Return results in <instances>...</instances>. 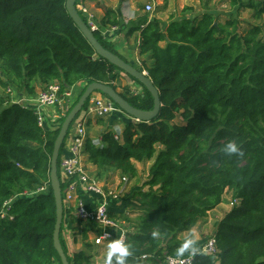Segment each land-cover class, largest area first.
Listing matches in <instances>:
<instances>
[{"label":"trees","instance_id":"1","mask_svg":"<svg viewBox=\"0 0 264 264\" xmlns=\"http://www.w3.org/2000/svg\"><path fill=\"white\" fill-rule=\"evenodd\" d=\"M225 1L235 17L224 22L209 11L193 19L169 17L164 28L148 13L138 18L127 34L139 32L138 55L151 60L144 68L159 92V114L150 122H127L118 140L107 129L99 144L90 137L85 142L86 161L100 178L116 171L135 179V163L151 162L147 191H133L126 203L135 219L112 214L127 228V264H164L183 244L179 234L222 204L226 191L240 204L216 225L218 253L213 258L198 254L193 264H264V31L262 24L252 23L242 31L238 17L249 11L261 21L264 0ZM65 3L0 0V87H11L19 97L35 95L33 82L43 88L56 82L62 91L96 82L114 89L132 107L151 110L153 99L141 84L130 77L142 87L133 94L120 87V70L94 59L95 51ZM98 24L117 26L120 17L107 8ZM93 34L123 59L100 31ZM78 98L65 113L57 107L54 130L39 127L34 112L11 97L0 99V210L16 197L8 216L0 219V264H61L53 247L56 208L49 184L44 193H24L49 183L54 141ZM96 118L103 123L104 117ZM229 141L243 154H226ZM60 187L63 191L64 184ZM69 220L73 241L79 237L82 249L67 252L61 225L68 263L94 264L88 253L91 227L71 214Z\"/></svg>","mask_w":264,"mask_h":264},{"label":"built area","instance_id":"2","mask_svg":"<svg viewBox=\"0 0 264 264\" xmlns=\"http://www.w3.org/2000/svg\"><path fill=\"white\" fill-rule=\"evenodd\" d=\"M76 9L86 19V24L92 32L100 31L99 24L82 0L76 1ZM144 12L149 15L152 14L154 12L153 6L150 4L145 5ZM6 93L14 96L12 99L14 103L22 104L31 109L37 118L38 126L43 129L48 127L46 120L48 117L44 114L45 109H52V111L54 109L55 112L53 111L49 119L51 122L55 121L60 117L56 110L57 107H60L65 113L79 97L78 95L74 97L72 88L62 91L60 85L56 82L46 85L29 101L15 96V92L11 87L6 89ZM87 103L85 116L75 123H71L73 128L70 130L69 127L63 141L58 158V169L61 173L59 182L64 184L61 195L65 217L66 215L69 217V214H71L82 224H89L91 228L88 231V237L91 235L89 241L93 247L107 249V244L113 239H121L124 243L126 241L127 230L122 227L125 223L112 214L124 213L122 209H117L116 205L123 204V198H126L127 201L130 199L129 195H125V193L131 179L120 174L113 175L112 178L110 177L111 179L108 177L100 178L96 175L94 167L87 163L84 150L85 142L89 137L87 132L88 117H106L113 112L120 111L111 100L98 93L92 94ZM119 135L114 133V138L118 140ZM93 142L99 144L100 141L97 139ZM48 184H41L33 192H25L24 195L34 196L44 193ZM15 198L3 204L0 210V219L8 216V210ZM217 253L216 240L211 236L207 239L199 254L213 258ZM141 259L144 260L145 257L143 256ZM194 259V255L176 253L168 256L164 264H193Z\"/></svg>","mask_w":264,"mask_h":264},{"label":"rangeland","instance_id":"3","mask_svg":"<svg viewBox=\"0 0 264 264\" xmlns=\"http://www.w3.org/2000/svg\"><path fill=\"white\" fill-rule=\"evenodd\" d=\"M179 1L180 0H163L161 2V0H143L144 4L146 2H147V4H150V5H152L153 2L157 4V7H155V8L152 5L154 8V12L152 14H150L149 17L154 18V16L158 14V17L159 18L161 17L162 22H164V23L169 21V17H173L176 20H180L183 17L190 16V14L192 15L193 11H195V12H193L194 13L193 15H196L198 17L201 15L200 14L201 12L212 11L217 16V18L219 19L220 22H224L225 19H227L229 17H235V12H230L229 8L227 6H224V3L220 0H203V1L196 0L199 3H197L195 0H194V3L188 2V4L191 3L192 5H194L195 8L192 6H185L187 9H189L186 12H183L182 10H180ZM163 12H164V14L162 15ZM238 17L242 21V23H241V30L242 31L248 27L249 23L262 24L263 25L262 28L264 31V17L262 18L261 21H254L251 18V12H249V11L238 12ZM262 37L264 38V34ZM146 62L148 65L151 64V60L149 59L148 56H146ZM133 65L136 69L141 70L138 64H133ZM122 73L123 72H118V75L123 76L125 79H129V81H133L132 82L133 85L127 86L124 84V86H121L122 80H123L122 79L121 81H119L121 84V85L119 84L120 87H128L131 90L132 86L137 85L135 88H133V89H135L133 91H142V87L139 84H137L130 77H128L127 75H125L124 73L122 74ZM123 82H124V80H123ZM7 88H8V86L5 88L0 87V99L6 100L8 97H11L12 99L14 98V96H11V95L6 93ZM39 88H40V90L43 89L40 85H39ZM120 91H121V88L119 89V92ZM6 95L8 97H5ZM3 97H5V98H3ZM86 108L82 109L80 111V113L77 115V117L73 121L74 123L78 119H82L85 116ZM51 111H52V109H45L44 114L47 116ZM114 113H116V112L111 113L109 115L110 117L109 116L104 117L103 123H101V124L96 123V120H95V119H97L96 117H93V116L88 117L89 118L88 121L93 120L95 123V125L88 128V132L91 131V129H94L95 127L98 128V129L92 130L91 136H93V137L90 136L91 138L100 137L101 134L107 129L111 130L114 133L117 132L116 131L117 129H119V132L122 131L124 125L127 122L125 123L124 120H121L122 119L121 117L119 118V116L114 114ZM120 114L126 115L121 110H120ZM108 117L111 118L110 123H109ZM106 118L108 120H106ZM127 118L130 119L129 117H127ZM88 121H87V127H88ZM72 128H73V125L70 126V130ZM149 167L147 166V163L139 165V168H138L139 172L137 173V177L135 179L130 180L129 184L126 187L125 195H129V197H131V194L133 193V191H139V190H142L144 192L147 191L148 188H147V186H145V183L147 181V177H148L147 173H148ZM107 175H108V173H107ZM112 176L113 175L111 174L108 176V178H110V177L112 178ZM58 178H61V173H60L59 169H58ZM104 178H106V177H104ZM122 202L126 203L127 202L126 198H123ZM239 204H240V201L238 199H235L233 194L230 191H226L224 196H223L222 204H220L214 210L210 211L208 213L207 217L202 219L194 228L179 234L178 237L182 242H184L189 237L194 238L196 241L195 246L197 248V251L195 253L191 252L190 250L185 251L183 253V255H194V256L198 255L201 252V249H202L203 245L205 244V242L207 241V239L214 235L217 223L225 216V214H227L229 211H231L232 208L238 207ZM126 210L128 211L127 215H126L127 218L128 219H135V217H136L135 213H133L131 211V209L127 208ZM124 214L125 213H120V214H116V215L122 216ZM63 225H64V227L66 226L69 230H72V225H71V222H70L69 217L67 215L64 218L63 223H62V233L64 232ZM89 226L90 225L88 224L87 227L89 228ZM122 227L125 230H127L126 225L123 224ZM72 232L74 233L73 230H72ZM62 233H61V238L63 239ZM72 235H74V234H72ZM89 237L91 238V235ZM78 238L79 237H77V239ZM78 241L82 247L81 241L79 239H78ZM88 253H90L92 255L94 263H97V264H103L104 263L106 248L102 249V248H96L95 247V249L92 248V250H90ZM177 253L180 254L179 251Z\"/></svg>","mask_w":264,"mask_h":264},{"label":"water","instance_id":"4","mask_svg":"<svg viewBox=\"0 0 264 264\" xmlns=\"http://www.w3.org/2000/svg\"><path fill=\"white\" fill-rule=\"evenodd\" d=\"M77 0H66L65 6L69 17L72 19L74 24L77 26L79 31L88 41L90 46L95 51L94 59L102 58L108 61L111 65L115 66L118 70L123 72L128 77L133 78L142 87H144L147 92L151 95L153 99V108L149 111H142L132 107L128 102H126L114 89L109 87L108 85L101 84V83H90L87 84L82 93L80 94L77 102L74 104L72 109L69 113L65 116L58 135L53 144V150L50 158V173H49V186L52 190L55 208H56V220L53 230V247L57 252L61 264H69L67 261V257L63 251L61 242H60V229L63 222V203H62V195H61V187L60 182L57 174V164L59 153L63 144V141L66 137L67 131L83 109L86 102L89 100L92 94L98 93L100 95L106 96L109 100H111L122 112H124L128 117L136 122H150L159 114L161 103L159 99V92L154 87L152 81L141 70L136 69L133 65L125 62L119 56L109 52L108 50L104 49L100 43L94 37L93 32L88 28L87 24L83 21L82 17L80 16L79 12L76 9Z\"/></svg>","mask_w":264,"mask_h":264},{"label":"crops","instance_id":"5","mask_svg":"<svg viewBox=\"0 0 264 264\" xmlns=\"http://www.w3.org/2000/svg\"><path fill=\"white\" fill-rule=\"evenodd\" d=\"M163 0H161L162 2ZM196 1V0H195ZM224 3V6H227L230 10V12H234V10L230 9V7L228 6L227 2L225 0H220ZM85 6L87 7V9L89 10L90 14L94 17L95 21L97 23H99L100 19L103 16L104 10L109 8L114 10L118 16L120 17V24L117 26H111V25H106V26H100V34L102 35L103 39H105L106 41H109L110 43H112V45L114 46V49L116 50V52L124 59L126 60L127 63H129L130 65L133 64H138L141 71H145L144 68V64L145 66H149L146 62V56H139L138 55V39H139V32L133 33L131 35H128V29L138 20V18H140L145 12H144V6L145 4L147 5V2L144 4L143 0H84L83 1ZM188 2L194 3V0H180L179 1V5H180V10H182L185 6H192L195 8L194 5L188 4ZM197 3H199L198 1H196ZM152 5L155 7H157L156 3H152ZM195 12V11H193ZM192 12V15L190 14V16H186V18H194L196 15H193L194 13ZM210 13H213L212 11H209ZM202 13V12H201ZM200 13V14H201ZM164 14V12L162 13V15ZM154 18L159 19L162 22L161 17H158V14L154 16ZM149 19H153L149 17ZM174 20H176L174 18ZM168 24V22H162L163 28ZM134 66V65H133ZM146 72V71H145ZM123 74V73H122ZM124 82H123V80ZM122 80V85L120 84L119 81ZM128 82H127V81ZM133 81H129V79H125L123 76L119 77L118 83L121 86L127 85V86H131ZM34 88H35V95L34 96H29L27 94H20V98L25 99L26 101H29L31 99H33L36 94L40 91L39 85L37 82H33ZM137 85L132 86L131 90L132 92L136 93H141L142 91H133ZM84 87V84H81L79 86L76 87H72V90L74 91V97H76L79 93L80 90H82V88ZM43 88V87H42ZM137 89V88H136ZM97 94V93H95ZM54 111V109H53ZM53 111H51L47 117L48 119V127H46L47 130H54L57 128L58 126V119L55 121H50L49 117L52 116ZM55 112V111H54ZM116 115L119 116V118L121 117V120H124L125 123L131 121L132 119H128L127 115H121L120 111L114 113ZM127 116V117H126ZM110 117V116H109ZM108 117V118H109ZM106 120H108L106 118ZM111 118H109V123H110ZM108 123V124H109ZM95 125L93 120H89L88 121V127H87V132H88V128ZM117 127V126H116ZM94 129H98L97 127H95ZM88 132L89 137L91 136L92 130ZM118 134H120L121 132H119V129L116 130ZM114 133V132H113ZM93 137V136H91ZM90 137V138H91ZM98 138H91L93 140H97ZM140 164H144V163H135V167L138 171L139 165ZM151 164V162H147V166L149 167ZM116 175L119 174L116 171H109L108 175ZM148 175V173H147ZM126 203L124 202L123 204H119L116 205L117 209H122V211L127 215V208H126ZM125 206V207H124ZM125 208V210H123ZM64 227V226H63ZM64 232L63 234V242H64V246L67 249V252L69 254H72L80 249H82L78 239L76 242L73 241V232L72 230H69L66 226L63 228ZM80 240V239H79ZM94 248V247H93ZM95 249V248H94Z\"/></svg>","mask_w":264,"mask_h":264},{"label":"clouds","instance_id":"6","mask_svg":"<svg viewBox=\"0 0 264 264\" xmlns=\"http://www.w3.org/2000/svg\"><path fill=\"white\" fill-rule=\"evenodd\" d=\"M224 151L226 154H237L242 155L241 149L238 147L235 141H229L225 147ZM196 241L194 238H187L183 244L178 249L180 254L185 251H191L195 253L197 251ZM130 255L129 247L121 239H113L107 244L104 264H113V259L115 258L116 264H127L126 258Z\"/></svg>","mask_w":264,"mask_h":264}]
</instances>
